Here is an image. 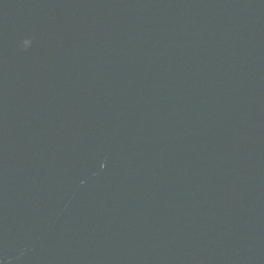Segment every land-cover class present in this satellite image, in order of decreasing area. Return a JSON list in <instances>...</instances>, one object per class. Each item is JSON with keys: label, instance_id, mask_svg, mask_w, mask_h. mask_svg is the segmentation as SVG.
I'll list each match as a JSON object with an SVG mask.
<instances>
[{"label": "water", "instance_id": "95a60500", "mask_svg": "<svg viewBox=\"0 0 264 264\" xmlns=\"http://www.w3.org/2000/svg\"><path fill=\"white\" fill-rule=\"evenodd\" d=\"M0 264H264V0H0Z\"/></svg>", "mask_w": 264, "mask_h": 264}]
</instances>
